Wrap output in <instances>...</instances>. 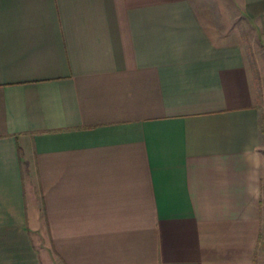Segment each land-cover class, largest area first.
<instances>
[{"label":"crops","instance_id":"0c3cea01","mask_svg":"<svg viewBox=\"0 0 264 264\" xmlns=\"http://www.w3.org/2000/svg\"><path fill=\"white\" fill-rule=\"evenodd\" d=\"M263 85L264 0H0V264H264Z\"/></svg>","mask_w":264,"mask_h":264},{"label":"rangeland","instance_id":"374dc122","mask_svg":"<svg viewBox=\"0 0 264 264\" xmlns=\"http://www.w3.org/2000/svg\"><path fill=\"white\" fill-rule=\"evenodd\" d=\"M261 84H262V81H261ZM263 90H264V85H263Z\"/></svg>","mask_w":264,"mask_h":264}]
</instances>
